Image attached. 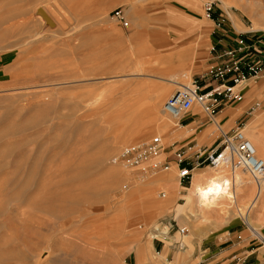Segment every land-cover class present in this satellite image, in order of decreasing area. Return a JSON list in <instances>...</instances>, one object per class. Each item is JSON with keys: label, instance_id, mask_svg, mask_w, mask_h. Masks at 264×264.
<instances>
[{"label": "rangeland", "instance_id": "obj_1", "mask_svg": "<svg viewBox=\"0 0 264 264\" xmlns=\"http://www.w3.org/2000/svg\"><path fill=\"white\" fill-rule=\"evenodd\" d=\"M210 1L219 14L230 15L225 35L252 32L264 41V0H0V264H151L145 248L139 250L145 242L158 259L152 264H168L156 252L181 254L190 247V264L264 262V242L236 218L233 204L221 207L219 199L216 207L205 206L210 211L204 217L200 208L181 213L196 174H222L228 182L239 175L255 189L249 173L206 166L180 185L174 163L168 172L142 179L117 161L126 145L155 136L163 138L167 155L190 142L206 149L219 143L218 126L200 109L180 124L189 129H179L163 107L179 85L199 79L216 62L212 41L220 32L208 21L200 41L198 33L180 42L173 29L155 21L174 7L206 24ZM116 9L123 10L128 28L113 19ZM78 25L82 29L73 32ZM180 50H191L194 65L180 70ZM170 79L178 86L170 85L152 115L147 108ZM256 82L243 102L231 105L233 119H216L225 132L264 113V87L261 95L246 96L250 86H264V77ZM209 127L216 128L211 136ZM257 133L248 129V138ZM254 212V221L264 216ZM223 219L232 222L220 226ZM176 224L188 231L183 249L165 239L169 230L180 239ZM259 226L264 235V220ZM198 228L205 234L196 237Z\"/></svg>", "mask_w": 264, "mask_h": 264}, {"label": "built area", "instance_id": "obj_2", "mask_svg": "<svg viewBox=\"0 0 264 264\" xmlns=\"http://www.w3.org/2000/svg\"><path fill=\"white\" fill-rule=\"evenodd\" d=\"M112 15L122 27H129L123 10L116 9ZM204 15L207 21L214 22L215 31L220 32V39L216 40L211 50L215 53L213 59L216 62L199 79L175 91L166 100L163 112L177 124H182L194 109H200L218 126L219 143L214 148L206 149L190 142L167 155L163 138L155 136L146 142L126 145L117 156V161L123 169L138 173L142 179L166 173L174 163L178 168L180 185L191 183L194 172L206 166L213 169L221 166L242 168L259 183L264 176V159L257 157L253 143L244 133V126L238 125L234 131L225 132L216 119L224 108L243 102L247 86L264 77V41L260 37H255L252 32H241L236 33L232 38L231 45L222 47L221 42L228 36L225 35V27L226 22L230 20L229 13L226 11L224 14H219L215 2L210 1L204 6ZM258 107L259 105L252 111ZM161 156L165 157L160 160ZM161 196L166 197L165 193H161ZM173 227L174 224H169V229ZM176 228L175 236L179 235L180 239L188 235L185 227L176 224ZM160 229L161 227L159 231ZM157 233L156 235H159V232ZM169 235L170 230L165 235V239L172 241L171 244L177 245L179 249H183V242ZM159 238L163 239L160 235ZM154 240L159 239L155 236ZM160 241L165 243L164 239ZM167 261L168 264H173L172 261L168 259Z\"/></svg>", "mask_w": 264, "mask_h": 264}, {"label": "bare ground", "instance_id": "obj_3", "mask_svg": "<svg viewBox=\"0 0 264 264\" xmlns=\"http://www.w3.org/2000/svg\"><path fill=\"white\" fill-rule=\"evenodd\" d=\"M140 1H144V0H140ZM221 1H223V0H221ZM81 29H82V27L80 25H78V26H75L72 30H73V32H77ZM161 80H163V79H161ZM166 82L168 83V85L166 84L163 89L160 88V86H159V88L157 87L158 90L162 89L161 93L158 96L156 95L157 98L153 101V103L149 106V108H147L148 111L152 112V115H155V113L157 112L156 109L159 108V107H157L158 104L160 102H162L165 99V97L168 95V93L170 92V90H171L170 85L172 84V85L176 86V84H177V86H178V83L174 82L171 79L167 80ZM183 86L184 85H179L178 87L180 89ZM137 110L138 109H136L134 111V113L138 112ZM145 110L146 109H144V111ZM155 121H156V118L152 120V123H155ZM245 135H246V133H245ZM250 141L253 143V145L255 147L257 157H259L260 156L259 148L256 146V144L253 140H250ZM161 157H160V159H161ZM240 169H242V168H240ZM232 170L237 171L239 169L232 168ZM242 170H244V169H242ZM244 171L249 173L247 170H244ZM223 174H225V173L223 172ZM221 175L222 174H220V176L214 175L213 177L210 176L211 178H207V176L205 174L204 176H202L203 180H198V179H200V177L196 181L194 179L195 183H194L192 189L189 190V196L186 199V204L181 208V213L183 215L184 214H191V215L193 214L194 215V213L195 214L197 213L196 210L198 208H200L201 210L199 211V209H198V211L203 215V213H209L208 211H210L209 210L210 206L208 208L206 207L207 210H206L205 206H208L210 204H212L213 207L214 206L216 207L217 205H221V207L222 206L224 207V205L231 207V205L233 204L234 206H236L238 216L243 219V221L245 222V224L248 226L249 230L251 231L252 235L255 238H257L258 240L264 242V235L260 231V226L257 224V220L254 221V219L252 218V212L254 210H255L254 213H256V215L260 214V212H258L259 209H261L262 211L264 210V203L262 202V201H264V176L261 177V180L259 183L253 178L255 181V186H256L255 187L256 190H255L254 186H252L248 182H245L243 179H241V177L239 175H236L237 177L234 176L233 181H231V182L227 181V179L225 178L226 175L225 176L222 175L224 177H222ZM159 181H162V179ZM206 181H207L208 185L204 186L205 188H204L203 192L201 191L202 192L201 198L199 201L197 200L198 201L197 202L195 200V194H196L197 190L199 189L200 185H202V186L205 185ZM204 182H205V184H204ZM208 182H210V184ZM219 199H222L223 202L215 205L216 201ZM230 209L231 208H228V210H230ZM222 210H223V208H222ZM230 212H231V210H230ZM230 214H232V213H230ZM261 214H262V212H261ZM263 215H264V212H263ZM201 217H204V215ZM219 228H220V226H219ZM157 255H160V254H157Z\"/></svg>", "mask_w": 264, "mask_h": 264}, {"label": "crops", "instance_id": "obj_4", "mask_svg": "<svg viewBox=\"0 0 264 264\" xmlns=\"http://www.w3.org/2000/svg\"><path fill=\"white\" fill-rule=\"evenodd\" d=\"M132 20H133V22H135V18H132ZM141 20H143L145 22L144 18L141 19ZM155 21L158 22L159 24H161V26H166L167 25L168 27H170L169 28L170 30L173 29V32L176 34L175 35L176 36V41H180V42H185L188 39L194 38V36L196 34H198V33L199 34L197 35V37H198L197 41H200L201 40V35H202L201 33H202L203 29L209 27V25H210V22H208V21H207L206 24L200 25L199 22H198V21H200V19L198 17H196V16H194L192 14H188V13H184V12L178 11L174 7H168L166 9L165 13L162 16L157 17V19ZM153 35L154 36H159V35L161 36L162 32H160V30H154L153 31ZM218 39H220V38L213 36L212 43L213 44H214V42L216 43V40H218ZM231 39L232 38L227 36V40L225 39L223 42H221V46L225 47V46L231 45ZM190 53H191V50H180V51H178L175 54L176 58H178V60H179L180 70L186 69V68H188V66L190 67V66L194 65V63L196 62V57L194 55L193 56L195 58L193 56L192 57L189 56ZM256 83H258V82H255V84ZM247 87H249V85ZM263 87H264L263 85H258V86H255V87L250 86V90H248L246 92L247 98H251V97H254V96L261 95V93L263 91ZM233 113L234 112H233L232 107L228 106V107L224 108L220 112V114L218 115V118H219V120L221 122L227 123V121L229 119H231L235 115V113L234 114ZM232 121L233 120H230V122L227 125V128H229V126L231 125ZM235 122L237 124L238 123V119L235 120ZM179 126H180L179 129H183V128L189 129L188 127H183L180 124H179ZM214 129H216V128H213V127H209L208 128V132L209 133L211 132L210 136L213 133ZM217 129H218V127H217ZM248 129L252 130V131L258 129V133L256 134V136L252 140L255 142L256 146L259 148V151H260V156L259 157L263 159L264 158V113L262 115H259L255 120H253L250 123H248L247 127L244 128V130H245L244 132L246 133L247 136H248V134H247ZM200 175L196 174L195 180H196V178L198 179L199 177H200V179H198V180H203L202 176H204V175L203 174H200ZM194 182H193V185H194ZM193 185H192V187H193ZM190 189H192V188H190ZM188 196H189V194H188ZM188 196H187V198H188ZM262 202L264 203V201H262ZM258 212H260V214L256 215L257 217L263 215V211L261 209H259ZM261 212H262V214H261ZM221 216H222V214H221ZM236 218L241 219L240 217H236ZM236 218L234 216L233 219L235 220ZM256 220H257V224L258 225L259 224L262 225V221L264 219L263 218H257ZM230 222H232V221L231 220L229 221L228 219H223V223L224 224H222L220 226H224L226 224H229ZM244 224H245V222H244ZM247 228H248V226H247ZM218 229H219V227H218ZM197 232L200 233V236L205 234L202 229L198 228V230L196 231V234H195L196 237H197V234H198ZM185 238L187 239L188 235H186V237L181 239L183 244L185 243L184 242ZM178 241H180V239ZM188 242L190 243V241H188ZM143 247L145 248L144 250H146V252H148L150 254V257L148 258L147 262H149L151 264L154 263V262H157L158 259L154 258V256H153L151 242H145L144 244L141 245V247H139V250L141 248H143ZM139 250H138V256L139 257L137 256V252H136V255H135L136 260H138V258H140ZM233 252L234 251H230L229 253L231 254ZM191 254H192V256H190ZM157 256L161 260H166V263H169V261L167 262V259L170 260V259L173 258L172 260L175 259L176 261L179 262V264H190L191 257H194V253L192 252V247H190L188 250H186L185 253H181V254L180 253H175L172 249H168V252H166V250H165L163 253H161L160 255H157ZM191 261H193V260H191ZM196 262H198V261H196ZM196 262H193L192 264H194Z\"/></svg>", "mask_w": 264, "mask_h": 264}]
</instances>
